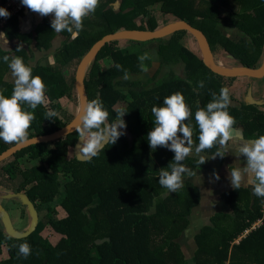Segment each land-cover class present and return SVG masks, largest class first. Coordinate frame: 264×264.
<instances>
[{
  "label": "trees",
  "instance_id": "1",
  "mask_svg": "<svg viewBox=\"0 0 264 264\" xmlns=\"http://www.w3.org/2000/svg\"><path fill=\"white\" fill-rule=\"evenodd\" d=\"M119 2L121 10L117 13L111 5ZM156 7L202 31L213 53L220 50L242 67L253 68L260 61L264 45V0H99L95 12L83 18V28L76 39L67 31L59 32L65 39L54 51L52 66H30L27 52L16 49L17 56L32 68V75L40 76L46 86L43 104L34 110L22 105L35 116L28 138L51 134L74 119L72 115L66 121L61 119L59 114L63 112L58 100L70 97L75 91L74 75L80 60L108 34L121 29H160L159 17L154 13ZM3 32L9 39L28 41L18 32L17 16L8 20ZM56 34L51 23L45 21L36 32L37 48L49 50ZM189 35L193 36L188 31H178L162 39L138 43L141 48L134 52L117 48L112 42L94 59L84 82L89 102L99 99L108 111L106 123L116 120L119 103L131 99L124 109L128 132L120 129L124 135L115 144L106 145L87 161L69 158V149L79 139L75 131L57 141L26 147L0 163V181L4 177L13 180L20 176L18 191L30 198L39 214L36 230L26 238L10 237L0 227V251L5 245L8 254L0 264H264V215L260 212L264 198L251 199L243 188L227 192L223 197L232 215L221 213L210 219L211 226L195 236V257L188 261L181 243L191 226L190 218L199 202L200 191L188 182L177 192L169 193L158 182L159 171L174 163L175 154L169 148L149 146L147 134L155 122L152 107L163 106L166 97L180 92L192 113L184 123L193 128L195 150L199 144L195 112L206 108L213 94L219 95L225 80L234 79L211 72L199 53L188 46ZM152 50L162 65L184 63L185 76L172 71L168 77L158 80L155 87L135 91L132 88L140 83L130 76L146 73L152 67ZM144 53L150 58L141 66L138 57ZM5 55L9 53L0 50V84L4 86L1 93L10 97L14 83L3 81L11 74L8 63L3 60ZM105 59H112L113 66L104 67L101 62ZM117 64L122 69H117ZM68 65L72 67L69 81L62 73ZM124 70L128 73L127 79ZM201 81L203 87L199 86ZM50 111L58 115L49 117ZM227 111L235 118L234 126L242 127L245 139L264 135V113L254 106L229 105ZM178 135L183 138L182 134ZM16 143L0 140V153ZM220 146L217 142L203 153L216 155L221 152ZM23 158L38 160L40 164L23 169L19 165ZM198 161L188 156L181 163L195 168ZM60 195L63 197L58 202ZM58 208L66 213L64 217L58 216ZM256 220L261 225L234 244ZM230 225L237 233L228 238L219 229ZM46 227L62 235L56 244L42 236ZM22 243L31 246L27 258L18 255V246Z\"/></svg>",
  "mask_w": 264,
  "mask_h": 264
},
{
  "label": "clouds",
  "instance_id": "2",
  "mask_svg": "<svg viewBox=\"0 0 264 264\" xmlns=\"http://www.w3.org/2000/svg\"><path fill=\"white\" fill-rule=\"evenodd\" d=\"M23 6L41 16L53 15L51 22L53 31L59 33L67 31L72 39L79 36L83 28V18L94 13L99 0H20ZM10 13L0 8V17H10ZM0 41L7 46V34L0 32ZM20 47H17V51ZM148 53L138 57L143 66V61L149 59ZM5 63L14 77V87L10 97L0 93V140L5 143L28 142V130L35 119L32 111L26 110L22 105L35 109L45 102V84L40 76L32 75V68L27 66L20 57H3ZM10 61V62H9ZM117 69L122 66L117 64ZM124 78H128L126 70ZM203 87V81L199 84ZM230 104L229 89L222 87L217 96L213 94L212 101L206 108H198L195 112V121L199 128V144L195 147V153L199 156L206 149H211L217 142L221 145L234 136L235 118L227 111ZM155 117L154 126L147 134L150 148H169L174 152V163L168 169L159 171V184L168 192H177L183 187V174L187 171L181 163L193 150V128L191 124L184 123L191 116V110L185 102L184 96L176 92L163 100V106H153L151 109ZM49 117L58 115L55 111L47 113ZM125 114H117L116 120L107 124L109 113L102 101L93 99L85 103L79 115V124L76 132L83 144L80 154L85 159H91L104 150L105 145L115 144L116 140L124 135L120 129L126 127L122 117ZM182 134V137L178 135ZM239 153L247 158L245 171L248 174L247 185L252 187L253 194L264 198V135L245 141L238 149ZM216 155L223 156L222 152ZM199 164L205 163V157L199 156ZM170 169V171H169ZM191 175V173H189ZM216 180L219 176L213 173ZM231 185L238 189L242 182V174L239 169L233 168L230 173ZM4 231V230H3ZM5 232V231H4ZM31 254V246L22 243L18 246V255L27 258Z\"/></svg>",
  "mask_w": 264,
  "mask_h": 264
},
{
  "label": "crops",
  "instance_id": "3",
  "mask_svg": "<svg viewBox=\"0 0 264 264\" xmlns=\"http://www.w3.org/2000/svg\"><path fill=\"white\" fill-rule=\"evenodd\" d=\"M4 2L5 0H0V8L3 7ZM53 19L54 17L51 14L48 16H41L38 13L30 11L25 6L24 11L19 16H17V26L19 34L27 37L28 41L8 38L7 46L4 45L2 41H0V50L9 53L10 58L13 56L18 57L16 54V49L19 46L20 50H25L27 52V55L29 56L28 64L30 66H52L54 64V51L61 45L62 41L65 39V36H63L61 33H57L51 41V48L49 50L40 51L36 46V32L45 21H49L51 23ZM221 54L222 55H219V57L215 54L213 55L216 64L220 68L232 69L239 66V63L234 58L223 52H221ZM261 62L262 61L260 59V61L257 63V66H259ZM71 68L72 67L68 65L63 69L62 72L65 79L68 81L70 79ZM3 81L7 83H14V77L12 73L7 74L3 78ZM224 86L229 89V94L231 95L229 105L231 107L239 108L240 106L252 105L256 108L257 111L264 113V75L255 78L239 77L234 78L232 81L225 80ZM3 90L4 86L0 84V93ZM76 96L77 91L75 89L70 97L64 96L60 100H58L61 105L63 114H66L65 111H67L69 113H67L68 115H72L73 118H76V116L78 115V109H76L75 106ZM66 97H68L71 101V103H69L70 110L66 109V102L64 103L62 101ZM73 100L74 102H72ZM233 128L235 130L233 138L230 139L227 144L220 146V151L222 152L223 156L219 157L217 155H208L202 152L199 154V156L205 157V163L199 164L195 168L187 166V171L183 174V185L188 182L193 183L200 191L199 202L195 206L193 215L190 218L191 226L182 240V243L185 244L188 243L189 240H192V243H194L195 251V236L200 234L203 228L211 226L210 219L213 216L221 213L224 215H232V210L225 202L223 196L227 192L235 190L231 185L230 179V173L233 168L239 169L242 174V182L239 188L247 190L250 194L251 199H253L255 196L253 194L252 187L247 185L246 183L248 178V174L245 171L247 167V158L241 155L238 151L239 147L242 146L245 141L250 139H245L243 137L242 127L240 125L233 126ZM73 148L74 147L69 149V158L74 157L71 156L72 152L74 154ZM189 156L199 160V156L195 153V150H193ZM25 159L29 162L28 167H26L25 169L40 164L38 160L23 158V160ZM20 162L22 163V159L20 160ZM189 173H191V175H189ZM213 173L219 176V180H216ZM263 205L264 202L261 206L260 212L264 215V212L262 211ZM10 214H12V212H10ZM16 219L18 220V222H15ZM27 220L25 216H19L18 210L14 211L13 216L11 217V221L14 223V226L16 225L17 227L26 225ZM260 225L261 221L256 220L254 223H252L251 229L246 230L243 234L239 235L234 240V244H238L251 231L257 229V227H259ZM0 227L2 228L1 224ZM219 230L228 238L235 237L237 233V230L233 225L221 227ZM185 249L183 247V250L186 254ZM188 256V261H192L195 257V252L193 255H190L189 253Z\"/></svg>",
  "mask_w": 264,
  "mask_h": 264
},
{
  "label": "water",
  "instance_id": "4",
  "mask_svg": "<svg viewBox=\"0 0 264 264\" xmlns=\"http://www.w3.org/2000/svg\"><path fill=\"white\" fill-rule=\"evenodd\" d=\"M178 18V17H177ZM178 31H188L195 38V41L198 44V49L200 51V58L204 65L213 73L218 74L224 78H239V77H248L255 78L261 77L264 75V45L261 55V63L259 66L249 68L238 66L232 69H222L220 68L213 57V53L209 46L208 40L205 35L199 29L195 28L190 24V22L186 20H182L178 18V21L169 27L160 28L157 30H142V29H121L117 32L108 34L100 39L91 50L85 54V56L80 60L76 72H75V86L77 95L80 98V110L82 106L89 102L86 86H85V75L87 70H89L92 62L97 57V55L101 52V50L109 43L118 41V40H131L137 43L148 42L156 39H162ZM79 114L76 118L66 125L64 128L55 131L51 134L35 136L28 138V142L24 143H16L12 147L0 153V163L9 159L14 154L19 152L20 150L29 147L31 145L39 144V143H48L52 141H57L61 138L66 137L68 134L75 132L77 124H79ZM80 139V138H79ZM77 140L73 150L76 158L80 161H87L89 159H85L83 155L80 154V147H82V140ZM106 146V145H105ZM18 196L21 198L22 203L26 206L27 212L31 215V223L27 230L18 231L14 228L11 219L6 216V221L4 223V231L10 237L21 239L26 238L31 235L37 228L39 222V214L36 209L35 204L30 200V198L25 193H20Z\"/></svg>",
  "mask_w": 264,
  "mask_h": 264
},
{
  "label": "rangeland",
  "instance_id": "5",
  "mask_svg": "<svg viewBox=\"0 0 264 264\" xmlns=\"http://www.w3.org/2000/svg\"><path fill=\"white\" fill-rule=\"evenodd\" d=\"M120 3L121 2L114 4V5L113 4L111 5L112 7L115 8V11L117 13L120 12V10H121L120 9ZM220 12H221V14H223V9H221ZM154 13L159 17V22H160L161 28L169 27L178 21V18L175 15L162 13L161 8H159V7L154 8ZM138 22L140 24L143 22L142 17L138 19ZM224 31L226 33H229V30H224ZM186 41L188 43V46H190L192 49H194L197 54L199 53V56H200V51H198L199 50L198 44L195 41L194 36H190V35L187 36ZM137 44H138L137 42H134L131 40H118V41L114 42L115 47L128 49L132 52L137 51L141 48ZM152 45H154V44H152ZM152 54H154V57H153L154 63L152 65V67L148 71H146V73L130 76L131 80L140 83V85L138 87L132 88L135 91L136 90H146V89H150V88L155 87L158 80L164 79L165 77H168L172 71H174L180 77L185 76L184 63L178 62V63H175L174 65H162L156 51H153ZM215 55L219 57V55H222L221 51L216 50ZM101 64L104 67L105 66L106 67H112L114 62L112 59H105L101 62ZM130 100L131 99H129L126 102L119 103L116 106L117 110H119V112L124 113V109L128 106V104L130 103ZM62 101L64 103L66 102L65 107H66V109L70 110V104H69V103H71L70 99L68 97H66ZM72 102H74V100ZM80 104H81L80 98L77 95L76 99H75V106H76V109H78V114L80 112ZM65 113L66 114H59V115H60L61 119H64L66 121L69 113L67 111H65ZM74 119H75V117H74ZM122 119H123V121L125 120V115L122 117ZM122 130L125 133L128 132V131H126L125 128H123ZM71 156H74V158L76 157L75 154H73V152H72ZM28 163L29 162L26 159L25 160L22 159V163L19 161V165L23 169L28 167ZM21 181H22V178L20 176H18V178L13 179V180L9 179L8 177H4L0 181V224L2 225L3 229H4V223L6 221V216L8 215V217L11 219V217L13 216V212L17 211V210H18L19 216H25L26 220L27 219L28 220H27L26 225L20 226V227H17L16 225L14 226V223L12 222L14 228L18 231H25V229L27 230L30 226L31 215L29 212L24 210L25 205L23 203L21 204L20 199L17 197L18 194L24 193L22 191H20V192L18 191L19 187L21 185ZM62 192H63V189H62ZM62 197H63V195L59 196L58 202H60L62 200ZM10 212H12V214H10ZM65 215H66V213L61 208H58V216L64 217ZM15 222H18V220L16 219ZM42 236L44 238H46L48 241H50L52 244H56L62 238V235H60L59 233H56L50 227H46L42 231ZM188 243H190V244H188ZM188 243H186V244L182 243L184 249L186 248L185 251H186V257L187 258H189V256H188L189 253H190V255H193L195 252V247H194V243H192V240H189ZM1 249L2 250L0 251V260H3V259H6L8 257V254H7V249H6L5 245H3L1 247Z\"/></svg>",
  "mask_w": 264,
  "mask_h": 264
},
{
  "label": "built area",
  "instance_id": "6",
  "mask_svg": "<svg viewBox=\"0 0 264 264\" xmlns=\"http://www.w3.org/2000/svg\"><path fill=\"white\" fill-rule=\"evenodd\" d=\"M24 7L20 0H5L2 8L6 9L11 15L7 19L0 17V32H3L10 18L19 16L24 11ZM262 211L264 212V205Z\"/></svg>",
  "mask_w": 264,
  "mask_h": 264
},
{
  "label": "flooded vegetation",
  "instance_id": "7",
  "mask_svg": "<svg viewBox=\"0 0 264 264\" xmlns=\"http://www.w3.org/2000/svg\"><path fill=\"white\" fill-rule=\"evenodd\" d=\"M213 53V52H212ZM215 53H213V55H214ZM22 204V203H21ZM24 210H27V208H26V206H25V208H24ZM4 230V229H3Z\"/></svg>",
  "mask_w": 264,
  "mask_h": 264
}]
</instances>
